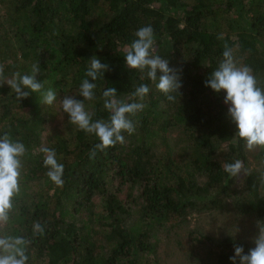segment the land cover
<instances>
[{
    "label": "trees",
    "instance_id": "obj_1",
    "mask_svg": "<svg viewBox=\"0 0 264 264\" xmlns=\"http://www.w3.org/2000/svg\"><path fill=\"white\" fill-rule=\"evenodd\" d=\"M0 8L6 77L31 74L38 63L45 89L82 100L79 89L95 55L109 71L95 81V99L84 102L93 121L109 118L106 88L128 102L140 84L150 88L144 110L130 117L134 133L90 158L99 143L94 134L68 123V136L58 133L42 146L51 105L41 102V93L17 101L7 84L0 87V136L8 133L26 147L20 190L0 223V238L23 237L26 264H161V253L171 264H232L234 245L251 249L232 236L215 239L186 228L188 217L216 211L264 223V146L247 147L235 134L224 91L205 86L227 43L264 88V0H0ZM148 25L154 54L181 70L174 101L125 64L126 47ZM42 147L54 149L64 165L62 186L48 177ZM236 160L242 169L230 176L222 164ZM129 206L137 213L131 223Z\"/></svg>",
    "mask_w": 264,
    "mask_h": 264
},
{
    "label": "clouds",
    "instance_id": "obj_2",
    "mask_svg": "<svg viewBox=\"0 0 264 264\" xmlns=\"http://www.w3.org/2000/svg\"><path fill=\"white\" fill-rule=\"evenodd\" d=\"M130 45L126 47L124 60L128 68L146 73L152 82H155L157 90L162 92L169 101H174L182 87L180 69L170 67L169 60L154 54V29L148 25L139 28ZM218 39H223L219 36ZM222 60L218 68L205 80V86L215 93L222 90L225 95L223 101L228 106L227 113L235 125V134L246 142L248 148L264 146V88L259 86L253 70L247 65H238L231 48L224 45ZM109 71L107 63H102L93 55L88 60V68L85 72L79 96H64L61 107L68 115V123L77 126L78 129L94 134L99 143L90 150V158L95 157L97 151H104L117 143H124L123 133L131 135L135 131V124L130 118L141 112L146 107L143 103L149 94L147 84H140L130 95V101L117 98V89L108 87L102 92L103 107L110 115L108 120L98 119L93 121V114L86 110L85 101L95 99V81ZM40 73L39 64H33L31 74L14 73L10 78L4 74V65L0 64V87L7 84L15 93L17 101L28 98L30 93H41L42 103L52 105L57 99L54 89L44 88V82H38L37 74ZM159 73V75H158ZM88 78H91L89 81ZM45 154L44 166L49 170L48 177L57 186H62L64 165L56 159L54 149L42 147ZM26 153L25 145L13 140L8 133L0 136V223L8 220V212L12 209V198L20 190L19 178L22 169V157ZM242 162L236 160L233 163L224 162L222 167L230 176L237 175L242 169ZM259 234L256 236L255 247L245 253L243 246L234 245V255L230 257L232 264H264V223L257 221ZM34 231L43 233L44 229L39 223L34 224ZM26 241L23 237L0 238V264H26L28 259L20 245Z\"/></svg>",
    "mask_w": 264,
    "mask_h": 264
},
{
    "label": "rangeland",
    "instance_id": "obj_3",
    "mask_svg": "<svg viewBox=\"0 0 264 264\" xmlns=\"http://www.w3.org/2000/svg\"><path fill=\"white\" fill-rule=\"evenodd\" d=\"M3 10L0 8V19H2ZM72 96V95H67ZM64 96H59L51 105L49 112V119L45 130L42 132V146L50 143L54 140V137L58 134L69 135L68 133V118L67 113H64L61 107V100ZM67 135V136H68ZM175 134H172L171 138ZM127 185H123L119 197L126 199ZM134 193H139L140 189H134ZM135 195V194H134ZM140 201L138 198L137 201ZM141 202V201H140ZM129 214L126 216V222L131 223L136 219L137 213L133 210L135 206H129ZM189 224L188 229H195L201 233L208 234L215 239H219L225 236H232L235 239L246 241L250 244L251 248L255 247L254 240L259 234V227L257 220L251 216H241L232 211H216L212 213H199L192 217H188ZM264 227V225H262ZM185 230H179V233L183 236L186 234ZM164 244V243H163ZM161 245L160 251L165 249V245ZM177 250V251H182ZM180 256V255H178ZM167 254L161 253V264H171L170 257L167 259Z\"/></svg>",
    "mask_w": 264,
    "mask_h": 264
}]
</instances>
